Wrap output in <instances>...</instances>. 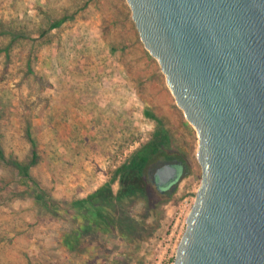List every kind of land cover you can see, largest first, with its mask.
Returning a JSON list of instances; mask_svg holds the SVG:
<instances>
[{"label":"rangeland","instance_id":"1","mask_svg":"<svg viewBox=\"0 0 264 264\" xmlns=\"http://www.w3.org/2000/svg\"><path fill=\"white\" fill-rule=\"evenodd\" d=\"M60 19L64 23L49 31ZM105 70L121 72L139 109L162 121L173 147L182 152L186 174L168 189L174 192L169 200L150 188L149 206L157 225L151 238L131 246L117 233L102 235V248L94 244L87 256H80L60 243L73 229L70 218L63 212L59 217L47 214L35 197L43 195V201L62 209L70 200H80L67 194L62 182L84 158L61 155L65 146L59 141L70 130L71 115L105 117L90 105L77 109L79 100L93 93L95 73ZM134 117L139 123L127 126L128 138L145 143L155 123L140 113ZM27 128L37 153L30 181L24 183L14 166L0 160V264H172L185 228L183 217L200 183L197 136L144 50L125 0H0V150L6 160L29 163ZM136 145L122 149L119 159H108L107 169L113 171ZM118 188L114 183L113 192ZM144 210L138 203L130 214L138 220Z\"/></svg>","mask_w":264,"mask_h":264},{"label":"water","instance_id":"2","mask_svg":"<svg viewBox=\"0 0 264 264\" xmlns=\"http://www.w3.org/2000/svg\"><path fill=\"white\" fill-rule=\"evenodd\" d=\"M197 136L200 183L172 264H264V0H125ZM157 185L177 182L164 166Z\"/></svg>","mask_w":264,"mask_h":264},{"label":"trees","instance_id":"3","mask_svg":"<svg viewBox=\"0 0 264 264\" xmlns=\"http://www.w3.org/2000/svg\"><path fill=\"white\" fill-rule=\"evenodd\" d=\"M63 23V19L57 20L48 29L49 31L54 30ZM143 115L155 123V129L149 140L145 143L140 140H130L127 134L118 153L112 158L119 159L123 154L122 149H126V147L129 148L137 144L136 148L126 158L124 157V161L114 167L113 171H109L111 168L108 170L109 179L104 185L85 199L70 200L63 209L51 200L43 201V195L35 197L37 203L47 214L59 217L63 212L70 218L73 229L69 234L63 235L60 240L61 245L70 253L87 256L94 244L96 247L102 248L100 244L102 235L117 233L125 243L137 246L151 238L155 232L157 225L153 219L154 208L149 206L150 188L155 195L166 196V200H169L174 192L168 191L167 188H160L162 192L156 190L151 184L147 171L149 168L155 167L158 162L165 160H176L184 166L185 162L182 152L173 147L169 131L162 121L148 110L143 111ZM26 133L31 146L29 163L21 164L8 161L0 150V160L7 165L14 166L24 183L30 181L29 168L37 160L36 146L28 128ZM116 182L119 188L115 193L112 186ZM138 203H142L145 210L140 213L137 220L130 212ZM53 206L56 209L51 211L50 208Z\"/></svg>","mask_w":264,"mask_h":264},{"label":"crops","instance_id":"4","mask_svg":"<svg viewBox=\"0 0 264 264\" xmlns=\"http://www.w3.org/2000/svg\"><path fill=\"white\" fill-rule=\"evenodd\" d=\"M95 74L93 93L85 101L81 98L77 109L88 108L87 105H90V109L104 111L105 117L101 115L82 119L71 115L67 121L71 125L70 130L59 141L65 146V155L63 152L61 155L66 158H84L83 161L76 162L78 165L62 182L67 194L77 199H85L106 182L108 159L118 153L128 134L127 126H138L139 122L134 116L139 113L143 115L142 108L139 109L134 102V90L126 85L121 72L105 70ZM71 91H74L73 87ZM101 101H106L105 106ZM82 124L87 126V130L81 129ZM87 158H93L94 161Z\"/></svg>","mask_w":264,"mask_h":264},{"label":"flooded vegetation","instance_id":"5","mask_svg":"<svg viewBox=\"0 0 264 264\" xmlns=\"http://www.w3.org/2000/svg\"><path fill=\"white\" fill-rule=\"evenodd\" d=\"M164 166H172V167H175L177 169V181H178L179 177L185 172V166L182 165L181 162L176 161V160H165L163 162H158L155 165V167H153L151 169L149 168L148 171H147V173H148L149 179L151 181V184L159 192H162L160 190V188H167V189H169V188H171L176 183L175 182L173 184H169L167 186H162V187H160V186L157 185L156 173H157L158 170L162 169Z\"/></svg>","mask_w":264,"mask_h":264},{"label":"built area","instance_id":"6","mask_svg":"<svg viewBox=\"0 0 264 264\" xmlns=\"http://www.w3.org/2000/svg\"><path fill=\"white\" fill-rule=\"evenodd\" d=\"M187 212H188V210L186 211V213H185V215H184V217H183V221H182V226H183V224H184V219H185V216H186V214H187ZM179 217H180V215H179ZM178 217L176 218V220H175V224L173 225V228H172V231H171V234L173 235L174 233H175V231H176V226H177V223H178Z\"/></svg>","mask_w":264,"mask_h":264}]
</instances>
